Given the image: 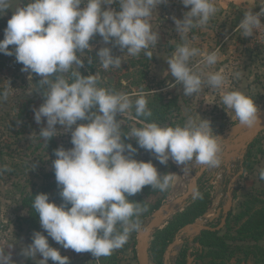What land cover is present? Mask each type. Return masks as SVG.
<instances>
[{"label": "clouds", "instance_id": "9594fccd", "mask_svg": "<svg viewBox=\"0 0 264 264\" xmlns=\"http://www.w3.org/2000/svg\"><path fill=\"white\" fill-rule=\"evenodd\" d=\"M180 2L191 8L183 19L172 17L184 42L178 43L167 58L168 72L175 78V84L168 86L182 85L186 96L198 94L205 83L220 89L226 85L222 71L206 73L190 63L199 55V64L215 65L217 52H201L187 41L188 33L207 25L218 8L213 0ZM114 3L119 4V11L104 7ZM166 3L168 0H26L24 7L17 5L13 9L12 0H0V16L14 10L0 40V53L14 55L16 62L23 65L21 71L42 77L39 86L44 102L33 112L35 122L40 124L46 118L47 126L41 128L38 137L47 146L61 134L55 127L59 124L64 133L70 131L73 145L54 150L52 168L62 203L50 202L47 193H40L31 204L47 236L34 232L32 243L21 249V255L36 259L37 253L42 254L37 264H48L49 258L58 264H70L69 257L49 245L48 237L76 253L90 252L96 258L111 256L140 230V217L148 208L128 197L146 185L161 192L173 187L176 174L161 175L151 160L135 159L138 148L125 144L122 137L134 138L139 148L151 152L161 164L167 165L171 159L185 165V175L191 171L190 162L192 166L209 168L222 164V137L214 134L209 120L197 123L189 118L175 126L142 121V126L123 132L125 120H117L118 113L125 117L134 108L137 118L152 116L145 96L140 94L133 101L126 93L98 86V73L82 76L77 70L84 65V50H92L89 41L96 34L105 44L113 43L121 51L127 49L128 56L143 53L151 59L153 52L149 49L156 48L159 40L151 18L157 5ZM260 4L264 5V0ZM261 16L264 7L255 14L251 9L244 12L237 27L243 37L253 36L262 27ZM10 45L15 48L10 50ZM97 55L103 69L120 68L121 57L113 56L111 48L102 47ZM88 62L92 63L91 58ZM239 76V72L235 73L236 78ZM8 95L7 88L0 91V101H6ZM221 101L234 113L239 125L249 129L259 125V110L251 97L232 90L223 92ZM8 170L4 167L0 174ZM259 179L264 180V168L259 169ZM196 198H202V194L193 189V199ZM11 247L12 244L7 248ZM0 264H15L4 247H0Z\"/></svg>", "mask_w": 264, "mask_h": 264}, {"label": "rangeland", "instance_id": "374dc122", "mask_svg": "<svg viewBox=\"0 0 264 264\" xmlns=\"http://www.w3.org/2000/svg\"><path fill=\"white\" fill-rule=\"evenodd\" d=\"M213 2L218 11L207 25L192 29L188 33L187 41L191 47L198 48L201 52H217L218 60L215 65L204 67L199 64L202 59L199 55L194 57L190 63L198 65L206 73L222 71L226 79L224 87L213 89L205 83L198 94L186 96L182 85L168 86L169 83L175 84V78L171 77L170 73L164 74L165 63L174 52L176 45L184 42L175 29L172 17L183 19L184 13L191 8V6L185 7L180 0H168L166 4L157 5L153 13L151 23L153 29L159 33V40L156 48L149 49L153 52L151 59L143 53L137 57L128 56L127 49L121 51L119 46H114L113 43L105 44L103 38L96 34L89 41L92 50L85 49L81 57L87 76L98 73V86L126 93L133 101L143 94L150 110L175 98L177 105L169 113L167 121L160 124L161 126H168L171 123L173 124L171 126L183 125L189 118L197 123L200 119H207L211 122L214 134L221 133L230 125L238 122L234 118V113L226 109L221 101V96L225 91H241L254 100L259 112L264 110V16L260 17L262 27L251 37H243L237 28L244 18L245 11L251 9L255 14L260 12L264 5L260 4L261 0H213ZM17 5L24 7L26 0H12V8L14 9ZM84 6L81 5V7ZM104 7L120 10L118 3ZM13 9H9L3 16H0V40L4 38V29L13 14ZM102 47L111 48L113 56L121 57L120 68L110 67L105 70L100 66L97 53ZM14 48V45L9 46L10 50ZM89 58L92 60L91 64L88 62ZM22 67L21 63L16 62L14 55L7 56L0 53V91L7 88L9 92L8 99L0 101V169L4 167L9 169L0 174V247H4L6 252L11 253L15 264H37V262H32V258L21 255V249L32 243L34 232L39 231L45 236L47 232L41 227L40 220L36 226L24 220L28 215V210L23 206L22 199L35 186L47 183L44 175L53 170L52 161L56 159L54 150L60 146L69 149L73 145L70 131L64 133L59 124L55 127L61 134L48 141L47 146L38 137L41 128L47 126L46 118H42V122L37 124L33 112L34 108L38 109L44 102L43 89L39 86L42 77L30 71L23 72ZM77 70L83 76L82 69L77 67ZM237 72L240 73L239 78L235 77ZM160 95L163 96V100L158 98ZM116 119L125 120L122 125L123 132H128L133 126L140 127L134 108L126 113L125 117L118 113ZM80 123H87V121H77V124ZM122 140L125 144L131 143L133 147L138 148L134 156L137 160L149 159L157 168L158 173L177 175L167 199L176 196L175 190H179L181 182L188 180L184 175L183 165H177L171 159L167 165L161 164L151 152L139 148L134 138L122 137ZM239 167V162L235 163V171H238ZM261 168H264V131L252 148L250 167L238 179L233 204L234 213L246 210L247 206L253 208L264 206V180L259 179ZM205 177L206 179L202 178V180L203 182L209 181L207 186L210 188V206L214 204L222 206L227 200L231 176L221 165ZM52 178L55 179V176ZM59 191V189L51 191L50 202L58 205L62 203ZM159 197L150 195L148 199L155 202ZM149 217L141 226L148 222ZM219 219L215 218L209 223L216 224L220 221ZM243 221L232 222L231 235L236 234L237 228ZM137 233L138 231L130 236L123 248L113 252L118 259V264H138ZM227 233L228 229L223 228L220 234L226 235ZM48 241L51 247L59 249L62 256L69 257L70 264H104L106 261L105 257L96 258L90 252L76 253L72 249H64L51 237H48ZM229 242L233 246L242 247H233L234 255L228 260V264H264V237L258 242L239 239ZM11 244L12 247L7 248ZM185 245L188 246V259H190L193 254L197 253L199 246L194 241L188 240L178 247L179 251ZM260 246L263 247V251L259 250ZM248 249L252 253L247 256ZM38 257H42V254L37 253L36 258ZM176 257H172L173 264H175ZM208 262L209 258L202 260L193 258L191 264H208ZM48 264H58V262H53L49 258ZM152 264L158 263L152 259Z\"/></svg>", "mask_w": 264, "mask_h": 264}, {"label": "trees", "instance_id": "16d2710c", "mask_svg": "<svg viewBox=\"0 0 264 264\" xmlns=\"http://www.w3.org/2000/svg\"><path fill=\"white\" fill-rule=\"evenodd\" d=\"M85 65L81 67L83 71V76H87V72L85 71ZM158 98L164 99L162 95L158 96ZM175 98L171 101L163 102L160 106H156L153 108L152 116L149 118H136L139 120L138 125L142 126L143 122H157L158 124L165 123L167 121V117L170 112L173 111L175 106L177 105L175 102ZM170 124V123H169ZM173 125L172 123L168 126ZM257 139L253 143L252 147L248 150L243 166L245 171L251 165L252 159V148L255 145ZM136 159V158H135ZM143 161L148 162L149 159H143ZM240 166V164H239ZM161 175L166 174L165 172L159 173ZM54 170L52 172L45 173L44 177L47 178V183L35 186L31 191L27 192L23 199L22 203L25 208L28 210L27 217L24 220L32 226H36L39 221V215L34 212L31 207L32 201L37 194L47 193L50 197V193L53 189H59L57 186L56 179L54 177ZM52 180V181H51ZM209 181L203 182L200 180L199 184V192L202 194V198H196L192 202H190L182 211L176 213L167 224L162 228L156 231L151 241V258L156 261L158 264H164V255L168 245L174 240V238L180 233L181 229L190 223H193L198 218L202 217L210 208L211 204V195L210 188L207 186ZM60 190V189H59ZM235 191L234 190V199H235ZM170 193V189L166 192H161L159 190H154L150 185H146L142 188V190L135 194L134 196H129L128 199L130 201L139 202L143 204H147V211L144 212L140 221L141 224L145 221L147 217H149L156 209H158L167 199ZM150 195H158L160 196L155 202H152L148 199ZM61 198V197H60ZM62 202V198H61ZM70 207V205H69ZM244 220L240 226L236 230V234L231 235V224L233 221L235 223H239ZM211 224V223H210ZM211 224L212 226L218 225ZM223 228L228 229V233L226 235H221V231ZM221 230H203L200 235L196 236L194 242L200 243L201 247L197 253L192 255V258L195 260H202L209 258L208 264H228V260L234 255V248H240L237 245L233 246L229 241L230 240H252L255 242L260 241L264 237V206L259 208H253L247 206L246 210L240 211L239 213L232 212L229 214L227 219V223ZM188 241V240H187ZM257 246V245H256ZM234 247V248H233ZM260 251H263V247H258ZM188 246H183L179 251L175 264H188ZM264 252V251H263ZM247 256L252 253L250 249L246 251ZM254 254V253H253ZM255 255V254H254ZM106 261L104 264H118V259L115 254H112L109 257H105ZM30 264V263H23Z\"/></svg>", "mask_w": 264, "mask_h": 264}, {"label": "water", "instance_id": "95a60500", "mask_svg": "<svg viewBox=\"0 0 264 264\" xmlns=\"http://www.w3.org/2000/svg\"><path fill=\"white\" fill-rule=\"evenodd\" d=\"M259 125L254 128H247L239 125V122H235L221 133L217 134L222 137V166L225 168L229 175L235 174L228 184L227 200L218 208H210L200 218L193 223L185 225L180 233L174 238V240L168 245L165 255L164 264H173L172 257H176L179 253L178 247L182 246L187 240L194 241L196 236L200 235L203 230H221L227 223L229 214L233 210L234 204V190L236 188L238 179L244 174L245 168L243 166L245 156L248 150L252 147L255 140L264 131V110L258 112ZM239 162L240 167L238 171H235V163ZM189 167L191 171L185 175L188 179L186 191L181 195L176 196L172 200L163 203L158 209H156L148 218V222L142 225L137 233V253L138 264H152L151 258V241L157 230L162 229L169 219H171L176 213L182 211L193 199V189L199 191V182L203 178L204 174L209 167L195 165L192 166L190 162ZM185 168V165H183ZM214 218H220V222L216 226H212L209 221H213ZM196 244L201 247L200 243ZM42 257L32 259V262H38ZM193 258L188 260V264H191Z\"/></svg>", "mask_w": 264, "mask_h": 264}, {"label": "crops", "instance_id": "0c3cea01", "mask_svg": "<svg viewBox=\"0 0 264 264\" xmlns=\"http://www.w3.org/2000/svg\"><path fill=\"white\" fill-rule=\"evenodd\" d=\"M81 68V67H80ZM215 168H208V170L206 171V173L204 174V177H203V180L204 179H206V177H205V175H207L208 173H210V172H212V170H214ZM214 173H215V171H214ZM202 180V181H203ZM182 184L178 187V191H177V189L175 190L176 191V196H178V195H181L182 193H184L185 191H186V184H188V180L186 181L185 180V182H181ZM182 187V188H181ZM218 192V191H217ZM175 195L173 196V197H171V198H168L165 202H168V201H170V200H172L173 198H175L176 197ZM164 202V203H165ZM217 202H219V199H217ZM218 207H220L219 205L217 206V204H214V205H212V206H210V210L212 209V208H218Z\"/></svg>", "mask_w": 264, "mask_h": 264}, {"label": "flooded vegetation", "instance_id": "af4514ba", "mask_svg": "<svg viewBox=\"0 0 264 264\" xmlns=\"http://www.w3.org/2000/svg\"><path fill=\"white\" fill-rule=\"evenodd\" d=\"M164 74H169V72H168V63H165V70H164ZM235 174H233V175H230L231 176V179H232V177L234 176ZM213 220H215V218L213 219ZM220 220V219H219ZM220 222V221H219Z\"/></svg>", "mask_w": 264, "mask_h": 264}]
</instances>
